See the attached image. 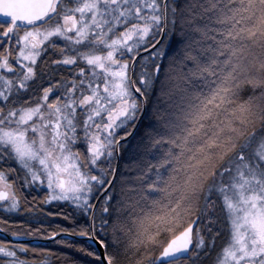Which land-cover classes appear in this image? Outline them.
I'll return each mask as SVG.
<instances>
[{
  "label": "snow or ice",
  "instance_id": "obj_1",
  "mask_svg": "<svg viewBox=\"0 0 264 264\" xmlns=\"http://www.w3.org/2000/svg\"><path fill=\"white\" fill-rule=\"evenodd\" d=\"M28 188L86 218L58 231L92 264H264V0H0V207ZM29 248L0 241L4 264Z\"/></svg>",
  "mask_w": 264,
  "mask_h": 264
},
{
  "label": "trees",
  "instance_id": "obj_2",
  "mask_svg": "<svg viewBox=\"0 0 264 264\" xmlns=\"http://www.w3.org/2000/svg\"><path fill=\"white\" fill-rule=\"evenodd\" d=\"M174 46L175 41L173 42V47ZM257 52H259V49H257ZM177 97L178 91L173 93L171 100H169L167 97L159 96L158 93L151 96L150 103L146 106L147 111L145 112L136 133L134 134L133 138L125 144V148L121 149V160L117 175H119L121 171H129V169L125 168V165H129V168H134V161L142 164L143 162L151 159V155L144 153L139 145L141 138L154 123L152 118L153 105L157 107H165L169 103L176 102ZM132 131L133 129L131 132ZM151 151L155 152V149ZM18 192L21 196V206L25 213L22 215L16 214L11 216L0 211L1 226L2 224L4 225V223L14 224L18 228L29 230L31 235L37 234V237L39 238H47L50 237V232L52 230L58 231L60 226L73 227L75 225H81L82 222L86 220L84 216L74 212L72 207L68 204H61L60 206H57L55 203L48 205L44 204L43 200L41 199V193H39L37 190L26 191L25 189H20ZM60 211L68 213L71 218H65L64 215H48L49 212ZM5 231L11 234L9 229H5ZM223 231L224 228L223 225H221V236L217 238V246L222 243ZM58 233L62 232L58 231ZM71 234L78 235L76 233ZM62 239L64 238L58 239L47 245L37 246L38 248L47 249L48 251L33 252L32 249L29 248L26 254L20 253L19 255H23L24 258L29 259L30 261L35 258L33 264H39L40 261L45 260L46 264H92V262L96 260V257L88 255L79 247V245H83L85 248L91 247L93 250L97 251L93 245L84 241H76L71 239H67L66 243H60L59 241ZM0 241L7 240L0 237ZM158 251L159 249L154 250L151 258H155L158 255ZM148 258L149 257L145 256V260ZM214 258V254H209L206 257L202 256L199 264H213ZM128 259L134 260L135 257L129 256ZM5 260L6 258L4 257L0 258L1 262ZM181 264H183V261Z\"/></svg>",
  "mask_w": 264,
  "mask_h": 264
},
{
  "label": "water",
  "instance_id": "obj_3",
  "mask_svg": "<svg viewBox=\"0 0 264 264\" xmlns=\"http://www.w3.org/2000/svg\"><path fill=\"white\" fill-rule=\"evenodd\" d=\"M143 115H141L140 119L138 120L135 128L133 129V131L131 132V134L125 138V140L128 142L130 141L134 134L136 133L142 119H143ZM123 143V141H122ZM121 160V158H120ZM120 160L118 161V165H120ZM118 169L119 167L117 168V173H118ZM0 237L5 239V240H12L13 243H29V244H32V245H35V246H40V245H47L49 243H52L58 239H61V238H65L67 237V239H71V240H76V241H84V242H87L91 245H93L97 251H101L102 252V246L97 243L93 244L92 240L88 237H83V236H80V235H75V234H71V233H58V235L56 237H47V238H26V237H18V238H14L11 236V234L5 232L3 229L0 228ZM103 255H101V259H103Z\"/></svg>",
  "mask_w": 264,
  "mask_h": 264
},
{
  "label": "flooded vegetation",
  "instance_id": "obj_4",
  "mask_svg": "<svg viewBox=\"0 0 264 264\" xmlns=\"http://www.w3.org/2000/svg\"><path fill=\"white\" fill-rule=\"evenodd\" d=\"M39 63V62H38ZM17 186H18V182H17ZM26 191H33V190H35V189H33V188H28V189H25ZM18 195H19V192H18ZM20 203H21V205H22V202L20 201ZM3 204V202H0V205H2ZM0 211H2V212H4V213H6V214H9V215H11V216H14V215H18V214H24L25 212L23 211V208H22V206H21V210H19V211H16V212H8V211H5L4 209H3V207H0ZM2 226L5 228V229H9L11 232L12 231H16V229H18V227H16L14 224H7V223H4V225L2 224ZM1 225H0V228L1 229H3L4 231H5V229L2 227ZM5 232H7V231H5ZM10 234V233H9ZM20 253H18V255H19ZM0 258H2V256L0 255ZM5 258V257H4ZM4 262L5 261H3V262H1L0 261V264H4Z\"/></svg>",
  "mask_w": 264,
  "mask_h": 264
},
{
  "label": "rangeland",
  "instance_id": "obj_5",
  "mask_svg": "<svg viewBox=\"0 0 264 264\" xmlns=\"http://www.w3.org/2000/svg\"><path fill=\"white\" fill-rule=\"evenodd\" d=\"M10 47H14V45H10ZM138 122V121H137ZM137 124V123H136ZM63 204V203H62ZM48 205V204H47ZM16 231H19L20 233H22V237H26V238H39V237H37L38 235L36 234H34V235H29L28 234V232H29V230H27V229H21V228H18V229H16ZM24 233V234H23ZM30 233V232H29ZM2 257H5V256H3V254H0ZM6 258V257H5ZM101 258V257H100ZM7 259V258H6Z\"/></svg>",
  "mask_w": 264,
  "mask_h": 264
}]
</instances>
